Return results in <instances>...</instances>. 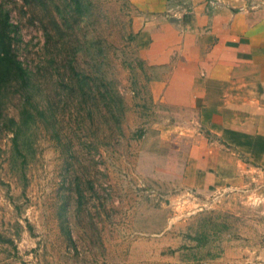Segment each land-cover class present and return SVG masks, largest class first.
<instances>
[{
  "label": "rangeland",
  "instance_id": "1",
  "mask_svg": "<svg viewBox=\"0 0 264 264\" xmlns=\"http://www.w3.org/2000/svg\"><path fill=\"white\" fill-rule=\"evenodd\" d=\"M134 14L127 0H0L30 85L0 90V264H245L264 251L252 196L181 185L184 136L149 95Z\"/></svg>",
  "mask_w": 264,
  "mask_h": 264
},
{
  "label": "crops",
  "instance_id": "2",
  "mask_svg": "<svg viewBox=\"0 0 264 264\" xmlns=\"http://www.w3.org/2000/svg\"><path fill=\"white\" fill-rule=\"evenodd\" d=\"M127 3L149 95L184 136L186 193L242 191L264 214V0ZM242 261L264 264V251Z\"/></svg>",
  "mask_w": 264,
  "mask_h": 264
},
{
  "label": "trees",
  "instance_id": "3",
  "mask_svg": "<svg viewBox=\"0 0 264 264\" xmlns=\"http://www.w3.org/2000/svg\"><path fill=\"white\" fill-rule=\"evenodd\" d=\"M75 6L77 7L76 3ZM9 26L6 16L0 15V90L7 82L11 81L18 83L24 90H28L30 85L27 82V72L12 52ZM35 112L40 116L44 115L42 108L35 109ZM19 117L22 124L27 123L29 119L34 120V115L24 107L20 109Z\"/></svg>",
  "mask_w": 264,
  "mask_h": 264
}]
</instances>
